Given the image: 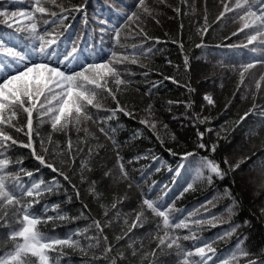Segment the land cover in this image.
I'll use <instances>...</instances> for the list:
<instances>
[{"label": "snow or ice", "instance_id": "obj_1", "mask_svg": "<svg viewBox=\"0 0 264 264\" xmlns=\"http://www.w3.org/2000/svg\"><path fill=\"white\" fill-rule=\"evenodd\" d=\"M117 4L124 5L123 8L109 5L110 10L115 12V16L106 19L92 17L89 20L85 3L74 4L64 7L57 4L56 0H29L30 9L20 8L10 11L7 5H0V18L4 19L6 30L0 34V264H65V259L71 260L73 254L79 255L81 260L87 259L90 264H125V261L132 260V264H229L239 253L246 257V264H264V251L250 254L248 251L237 246L231 255L225 259L216 255V249L211 241L200 240V246L193 245L186 247L182 241L195 240L193 235H178L182 229H188L191 233L190 225L200 226L207 224L215 227L224 221L217 216L208 214V219L188 220L187 217L181 219L179 216H172V213L180 210L174 209L172 203L164 200L163 196H152V190L141 188L139 183L135 184L139 203L136 209L130 214L134 218L131 221L125 220L126 229H121V235H113L112 240L105 234V228L110 227L112 218L109 209H116L117 202L113 200L110 205L101 204V218L91 216L88 204H82L83 211L76 215H69L60 209L59 203L50 206L44 204L42 211H33L34 205H39L43 194L51 195L59 192L63 185V180L70 186L77 199L80 198V191L77 185L72 182L75 177L81 183L89 185V191L96 196L95 181L86 178V173L91 171L92 157L98 156L99 150H114L116 166L119 175L112 178L115 181H123L128 188L133 187V180L129 172L125 169V163L121 162L119 144L113 138L117 129L108 125V121L116 117L117 113L135 118L138 113L136 102L129 104L121 103L118 94L133 84L131 78L124 79L113 62L124 65L126 62L132 65L139 63V56L151 54L145 41L158 40V38L148 36L144 28L140 27L141 17L153 16L146 0H133L131 5L124 4V0H116ZM163 3V0H160ZM186 4V0H184ZM55 6L57 11H50L49 6ZM172 7L171 5H167ZM222 11L216 16L220 20L225 13H231L234 19L239 21L236 33H248L245 38L248 44L258 41L260 50L252 48V62L243 64L239 71L240 82L245 79V72L259 65L264 69V0H234L229 6L221 0ZM176 13L181 12V7L173 9ZM72 13H81L82 23L85 26L83 33H73L68 17ZM45 14L49 19H41ZM23 18V23L20 22ZM154 18V16H153ZM135 22V24H134ZM157 23L159 21H156ZM41 24L44 27H41ZM94 24L95 28L89 25ZM134 25V26H133ZM15 26V27H13ZM62 26L63 30H60ZM53 30L49 31L48 29ZM208 28L205 24L198 29L201 37ZM93 37V41L98 38L100 45L107 37L113 45L118 46L121 52L111 51L107 56L103 55V48H96L92 41L87 39ZM136 39L138 44L127 45L122 41ZM228 37L226 36L225 39ZM259 38V40H258ZM83 40V45L80 41ZM85 46L95 53V58L90 57L85 52ZM183 51V43H179ZM195 48L206 47L201 38L200 43L193 44ZM229 47H237L229 45ZM130 49V51H129ZM190 55H183V63L175 66L176 71L182 67L185 72L190 68ZM170 64L171 61H168ZM134 76V73H129ZM141 75L147 80L148 72ZM109 77L112 86H109ZM173 83L179 84L175 76L164 77ZM261 81H264V72L255 80L257 90L261 89ZM158 81L147 82V91L143 94L148 102L139 111L151 113L153 103L151 101L152 90ZM123 86V88H121ZM187 86V85H185ZM140 85L137 86L139 91ZM98 91L105 93L107 98L114 102L110 108L104 107L102 100L105 97L98 96ZM189 91L192 89L189 88ZM255 98L256 93H252ZM41 97L43 100L41 101ZM203 100L209 106L214 105L213 97L207 93ZM37 101H40L39 104ZM181 103L180 101H168ZM192 101L185 104L186 110L191 107ZM227 107V104H225ZM257 105L253 99L252 107L239 117L244 120L253 112ZM16 110H21L24 114V123L18 126L14 122L17 115ZM37 113V127H33V111ZM103 112V114H101ZM203 107L201 108V113ZM201 113H193L190 119L194 122L204 124L210 117ZM7 114V115H6ZM264 116V111H261ZM50 123L51 131L42 135L39 125L45 122ZM88 122L97 126V130L103 135L104 142L101 143L98 137L90 133L86 126ZM140 124L147 130L155 134V120L141 119ZM85 125L81 128V125ZM4 126H8L17 134L14 137ZM166 128L167 125H164ZM264 128V124L261 125ZM60 133L64 136V141L53 138L52 132ZM70 131L77 134L75 146L69 135ZM83 131L84 136H79ZM211 131V129H205ZM137 135L140 130H137ZM255 134V133H254ZM198 142L193 150L167 148V152L176 158L174 167L169 166V172L179 175L181 170L190 171L192 181L188 182L184 191L192 189L194 182L206 181L211 184L213 177L223 179L228 172L240 169V166L249 160L250 157H241L229 162L228 157L217 161L210 158V155H200L198 150L207 151L209 154L215 153L217 144H206L203 142L204 132L197 131ZM93 136L97 140L95 147L90 142L86 143V138ZM157 140L163 144L164 141L159 136ZM175 140V135L171 136ZM23 148L28 150L31 158L39 165L50 170L52 173L47 181L43 177L36 179L33 171L25 169L23 157L15 156V150ZM198 149V150H197ZM259 163L264 167V148H261ZM255 155V153H253ZM141 156L133 159L139 160ZM145 159L148 156L143 157ZM152 160H157L155 155H151ZM163 165V161H160ZM223 165V167H222ZM17 169L12 171L10 169ZM107 166L101 167L100 171L105 177L112 174V169ZM160 169L157 168L156 171ZM39 168L35 169L38 174ZM21 174L28 178L27 182L21 179ZM143 179V176L140 177ZM155 182L153 181V184ZM264 187V185H262ZM67 193V189H64ZM183 195V193H181ZM224 195L231 200L226 206L225 212L231 218L236 200L232 197L229 189L225 188ZM122 199V198H121ZM49 207L54 211V215H49ZM264 214V208L260 209ZM85 212L88 215H85ZM114 215L119 216L117 211ZM191 212L188 216H192ZM80 218L88 221L83 227L66 233L63 237L48 235L41 231V227L50 226L52 230L59 226V222L76 221ZM148 222L153 231L147 236L148 247L142 239L139 243L128 238L127 252L125 250L116 251V244L128 237L134 228H143ZM244 221V224H248ZM241 225L229 224L228 228L219 234L216 239H227L237 232ZM94 235H89V232ZM77 237L74 239L73 237ZM84 241V243L81 242ZM116 253L115 255L113 253Z\"/></svg>", "mask_w": 264, "mask_h": 264}, {"label": "trees", "instance_id": "obj_2", "mask_svg": "<svg viewBox=\"0 0 264 264\" xmlns=\"http://www.w3.org/2000/svg\"><path fill=\"white\" fill-rule=\"evenodd\" d=\"M229 6L234 0H223ZM57 4H62L64 7H70L74 4L85 3L87 8V16L89 20L92 17L106 19L110 16L114 17L115 12L110 10L109 5L123 8L124 5L117 4L116 0H56ZM133 0H124V4L131 5ZM148 6L153 9V16L141 17L140 27L144 28L148 36L158 38V40H146V46L151 49V54L139 56V63L132 65L126 62L124 65L113 62V66L117 67L124 79L131 78L133 84L129 85L126 90L118 94L121 103L136 102L138 113L135 118H131L117 113L116 117L109 120V126L116 128V134L113 137L119 144L120 156L123 158L121 162L125 163V169L129 172L133 180V187L128 188L123 181H115L112 176L119 175V170L116 166L114 150L109 147L108 150H99L98 156H93L91 171L86 173V178L95 181L96 196L89 191L87 183H81L75 177L72 182L77 185L80 191V198L77 199L72 188L63 180L61 184L63 188L51 195L43 194V198L39 205L33 206V211H42L43 205L49 206L53 203H59L60 209L67 212L69 215H76L83 211L82 204H88L91 210V216L101 218V204L110 205L113 200L118 201L116 209H109L112 223L110 227L105 228V234L112 240L113 235H121V229H126L125 220L131 221L134 217L130 214L136 209L139 203L135 184L139 183L141 188L152 190V196H163L164 200L172 203L174 209L179 212L172 213V216H179L188 220L208 219V214H212L222 219L223 223H218L215 227L207 224L200 226L190 225L191 233L188 229H182L177 232L178 235H193L195 240L182 241L186 247L200 246L199 241H211L212 246L216 249V255L220 258L227 259L232 251L235 250L238 239L239 247L248 251L250 254L264 251V214L260 209L264 208V189L260 188L256 194L252 191L249 179L253 173L255 178L261 181L264 185V167L259 163L261 148H264V116L261 111H264V81H261V89L255 87V80L264 69L259 65H255L252 69L245 72V79L240 82L239 71L243 64L252 62V48H257V53L260 50L258 41H253L248 44L244 33H236V27L239 26V21L232 17L231 13H225L224 17L216 20V16L222 11L221 0H146ZM0 5H7L10 11L20 8L30 9L29 0H0ZM171 5L172 7H168ZM49 6V5H45ZM176 6L181 7V12L176 13L173 9ZM50 11L59 9L55 6H49ZM41 19H49L45 14ZM83 16L81 13H72L68 17V23L71 25L73 33H83L85 26L82 23ZM156 21H159L158 23ZM135 24V22H134ZM207 26L208 31L203 33L202 37L198 29ZM134 26V25H133ZM15 27V26H13ZM41 27H44L41 24ZM90 28H95L94 24L89 25ZM6 30L4 19L0 18V34ZM53 30L52 28L48 29ZM60 30L63 28L60 26ZM228 37L225 39V37ZM203 39L206 47L195 48L193 44H198ZM87 39L92 41L96 48H103V55L107 56L111 51L121 52L118 46L113 45L108 38H104V43L101 46L98 38L93 41L92 36ZM259 40V38H258ZM183 43V51L179 47V43ZM83 45V40L80 41ZM127 45L138 44L136 39H128L122 41ZM235 45L237 47H229ZM130 51V49H129ZM85 52L90 57L95 58V53L90 48L85 46ZM190 55V68L187 72L181 67L176 71L175 66L183 63V55ZM168 61H171L169 64ZM143 72H148L147 80L141 75ZM129 73H134L130 76ZM173 75L178 80L179 84L173 83L164 77ZM109 86L111 87L112 77H109ZM158 81L155 88L152 90L151 101L153 103V111L151 113L139 111L143 109L148 102L147 97L143 94L148 90L147 82ZM140 85L139 91L137 86ZM187 85V86H185ZM123 88V86H121ZM189 88L192 91H189ZM255 92V98L252 93ZM211 95L215 101L214 105L209 106L203 100L204 94ZM98 96L105 97L102 100L104 107L110 108L114 106V102L107 98L105 93L98 91ZM253 99L257 107L244 120L239 117L252 107ZM43 97H41V101ZM168 101H180L181 103H172ZM192 101L190 108L186 110L185 104ZM40 101H37L39 104ZM227 104V107H225ZM203 112L201 113V108ZM17 115L14 122L18 126L24 123V114L21 110H16ZM193 113H201L203 116L210 117V120L204 124L194 122L190 117ZM103 114V112H101ZM7 115V114H6ZM141 119L155 120V134L147 130L144 125L140 124ZM164 125H167L165 128ZM85 125H81L83 128ZM90 133L99 138L101 143L104 142L103 135L97 130V126L88 122L87 125ZM5 130L16 137V133L8 126H4ZM33 127H37V113L33 111ZM41 134L44 135L51 131L50 123L47 121L39 125ZM140 134H136L137 130ZM211 129V131H205ZM204 132L203 142L206 144L216 143L217 148L215 153L209 154L207 151L198 150L200 155H210V158H215L217 161L228 157L229 162L241 157H250L240 169L228 172L223 179L213 177L212 183L206 181H196L192 189L184 191L188 182L192 181L190 171L181 170L179 175L169 172V166L174 167L176 158L167 152L168 147H172L173 151L193 150L198 142L197 131ZM255 133V134H254ZM175 135V140L171 139ZM53 138L63 143L64 136L60 133L52 132ZM69 135L73 140V146L77 134L70 131ZM79 136L83 137L84 132L81 131ZM157 136L164 141L161 144L157 140ZM90 142L95 147L97 140L93 136L86 138V143ZM255 153V155H253ZM151 155H155L158 159L152 160ZM15 156L23 157V167L33 171L34 177L39 179L44 178L45 181L50 179L52 173L42 165L31 158L28 150L19 148L15 150ZM136 156H141L139 160L133 159ZM148 156L147 159L143 158ZM163 161V165L160 163ZM107 166V169H112V174L105 177L100 171L101 167ZM223 167V165H222ZM39 168L37 174L35 169ZM159 168V171L156 169ZM106 169V170H107ZM17 171V169H10ZM143 176V179L140 177ZM21 179L27 182L28 178L21 174ZM153 181L155 182L153 184ZM261 185V186H262ZM225 188L229 189L232 197L236 200V206L233 209L231 218L225 212L227 205L231 200L224 195ZM64 189H67L65 193ZM183 193V195H181ZM122 198V199H121ZM119 212V216L114 213ZM191 212L193 215L188 216ZM49 215H54V211L49 207ZM85 215H88L85 212ZM248 221V224H244ZM88 221L80 218L76 221L59 222V226L54 230L50 226L41 227V231L48 235H56L63 237L76 228L83 227ZM241 225L237 232L227 239H216V237L225 231L229 224ZM153 229L145 222L143 228H134L128 237L120 240L116 244V251L125 250L127 252V240H132L139 243L142 239L145 242V247H148L147 236ZM2 235V230H0ZM89 235H94L89 232ZM76 239L77 237H73ZM84 243L83 240H81ZM116 254L115 252L113 253ZM246 257L236 254L235 258L229 261V264H246ZM65 264H90V261H83L77 254H73L71 260L65 259ZM119 264V261H118ZM125 264H132L129 257Z\"/></svg>", "mask_w": 264, "mask_h": 264}, {"label": "rangeland", "instance_id": "obj_3", "mask_svg": "<svg viewBox=\"0 0 264 264\" xmlns=\"http://www.w3.org/2000/svg\"><path fill=\"white\" fill-rule=\"evenodd\" d=\"M20 22L23 23V18H20ZM255 173H253L249 179L250 182V186L252 188V191L256 194V192L258 191V189L263 188L261 185V181H259V179L255 178L256 176H254Z\"/></svg>", "mask_w": 264, "mask_h": 264}]
</instances>
